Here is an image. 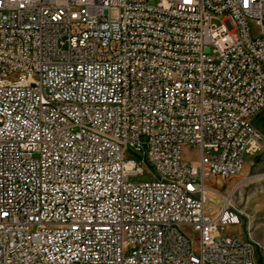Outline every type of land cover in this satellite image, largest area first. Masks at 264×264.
I'll list each match as a JSON object with an SVG mask.
<instances>
[{"label": "built area", "instance_id": "built-area-1", "mask_svg": "<svg viewBox=\"0 0 264 264\" xmlns=\"http://www.w3.org/2000/svg\"><path fill=\"white\" fill-rule=\"evenodd\" d=\"M263 109L264 0H0V264H254Z\"/></svg>", "mask_w": 264, "mask_h": 264}, {"label": "rangeland", "instance_id": "rangeland-1", "mask_svg": "<svg viewBox=\"0 0 264 264\" xmlns=\"http://www.w3.org/2000/svg\"><path fill=\"white\" fill-rule=\"evenodd\" d=\"M253 122L264 133V109ZM144 140L145 137L142 136V141ZM182 157L191 164H196L200 159V151L196 147L183 145ZM244 159V166L237 175L228 178L211 176L205 180L208 189L206 210L212 214L218 212L227 201V194L236 186L231 204L240 213L241 222L239 225L226 226L225 235L251 239L255 245L254 264H264V150L255 156L245 153ZM130 179L135 181L136 177L131 176ZM139 179L145 180L146 177L140 176ZM181 230L190 238L198 239V235L190 227L183 226Z\"/></svg>", "mask_w": 264, "mask_h": 264}]
</instances>
